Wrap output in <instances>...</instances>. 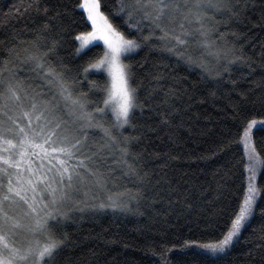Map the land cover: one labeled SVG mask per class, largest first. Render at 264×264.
<instances>
[{"label": "snow or ice", "instance_id": "1", "mask_svg": "<svg viewBox=\"0 0 264 264\" xmlns=\"http://www.w3.org/2000/svg\"><path fill=\"white\" fill-rule=\"evenodd\" d=\"M258 3L264 22V0H121L112 11L109 0H21L9 7L5 19L34 10L29 18L44 22L32 29L33 40H17L21 32L14 31L11 46L0 47V264H99L95 249L75 259L69 254L77 247L69 224L109 211L144 216L150 209L158 216V205H166V219L175 214L170 228L184 221L181 248L198 249L206 264L230 255L242 236L250 245L245 264H256L257 256L264 264V119L256 118L264 114V41L258 45L261 78L231 103L228 132L201 154L184 152L176 134L185 133V144L193 139V121H199L193 107L208 98L215 106L209 78L219 84L234 65H249L242 48L239 55L235 46L221 48L228 34L220 32L217 17L227 18V28ZM69 45L72 62L59 56ZM145 49L199 69L206 95L198 99L195 85L179 87L186 78L173 76L166 64L138 78L148 61L138 64L134 56ZM207 57L216 60L214 70ZM206 119L211 122V114ZM165 139L169 150L156 146L146 158L149 145ZM233 146L238 151L215 168L207 187L175 166L182 156L217 164ZM151 162L156 166L149 169ZM116 188L123 191L114 196ZM177 242L169 248L166 238L146 240L163 264Z\"/></svg>", "mask_w": 264, "mask_h": 264}, {"label": "trees", "instance_id": "2", "mask_svg": "<svg viewBox=\"0 0 264 264\" xmlns=\"http://www.w3.org/2000/svg\"><path fill=\"white\" fill-rule=\"evenodd\" d=\"M20 2L21 0H0V47H3L5 44L11 46L8 42L11 40L14 31L21 32L17 40H33L32 29H40L44 22L40 18L35 22L29 18L30 16H35L34 10L20 18L13 16L5 19L4 14L8 12L9 7L14 3ZM119 2L120 0H109V10H115ZM259 16L260 7L258 3L255 9L249 10L243 16L234 19L227 28L224 27V21L227 18L217 17V20L221 22L220 32L228 34L227 40H221V48L225 44L228 47L235 46L238 50L237 55H239V49L242 48L245 56L251 58L249 60L250 66L234 65L230 79L226 76L219 84L212 83L211 78H209V87L215 88L217 91L215 106H213L212 98H208V103L193 107L192 115H199V121H193L196 128L194 138L188 140L185 144L184 140L187 139L185 133L182 130L176 133L181 137L180 143L183 145L184 152L194 151L196 154H201L211 149L214 146L213 141L219 139V133L228 132L231 117L230 105L238 98L237 94L247 91L252 86L253 81H258L261 78V69L259 68L261 49L258 45L260 41H264V22L260 21ZM81 30H83V26H81ZM88 30H90V25H88ZM232 33L236 35L233 36ZM40 42L41 44L46 43L50 45L51 38H41ZM194 47V45L190 44L189 50H192ZM93 51L97 50L94 49ZM72 54L73 46H63L59 49V56L66 62L73 61ZM197 58H200L199 53H197ZM4 59V57H0V67H5ZM145 59L148 61V67L139 70L138 78L144 76L149 69H152L153 65L166 64L168 71L173 76L186 78V82L181 83L179 87L183 88L195 85L199 87V92L197 93L198 99L201 92L206 95L207 88L204 87V82L201 81L199 69L195 71L186 70L185 67L177 65L175 55L168 56L166 53L161 55L157 52L149 54L148 49L140 51L138 55L134 56V62L138 64L144 63ZM204 62L209 68L215 69L216 60L213 57L205 58ZM253 68L255 69L254 72ZM27 72L28 69H24L21 73V78H24L23 74ZM145 84H147V80H145ZM219 108H223L224 111L218 112L217 109ZM208 114L212 116L211 122L206 119V115ZM256 118L264 119V114ZM185 119H188V117H185ZM173 131L175 132L174 129ZM201 131L207 134L201 136ZM159 135L164 136L165 132L162 131ZM257 142H259L258 138ZM156 146H159L160 151L169 150L166 139L163 143L159 140H154L153 144L148 147L146 158L150 157ZM240 150L242 151V149ZM176 151H179V149ZM237 151L236 147L233 146V149L227 155H221L218 158L217 164L207 166L203 165V163L194 162V157L191 158V162H186L189 158L182 156L181 161L175 166L180 168V165H183V171L198 177L199 183L207 187L208 182L213 180L212 172L215 168L231 161L233 154ZM155 166V162H151L148 168L151 169ZM122 191V188H116L112 194L117 196ZM150 198L151 194H149ZM157 208L160 210V215L158 216L150 209L146 211L144 216L133 214H117L114 216L109 211L106 215L85 219L83 222L75 225L70 223L67 230L74 234L73 239L76 241L77 247L75 249L70 248L69 254L71 255L74 252L73 258L75 259L76 257L87 255L91 250L95 249L100 254L99 264H163L159 260V253L152 255L148 251L146 240L151 239L160 242L166 238L169 248L173 247L174 241H178L175 243V250L170 254L168 264H206L205 257L199 251L181 248L188 234L187 228L181 227L184 221L181 220L179 225L170 228L169 224H175V214L166 219L164 216V211H167L166 205H158ZM249 232L250 228L246 229L244 236H248ZM98 234L102 239L97 238ZM253 240H255V237H253ZM106 241L107 243H105ZM249 246L244 243V237L242 236L240 243L237 244L232 253L223 257L217 264H245L243 253L248 250ZM256 264H259L258 256L256 257Z\"/></svg>", "mask_w": 264, "mask_h": 264}, {"label": "rangeland", "instance_id": "3", "mask_svg": "<svg viewBox=\"0 0 264 264\" xmlns=\"http://www.w3.org/2000/svg\"><path fill=\"white\" fill-rule=\"evenodd\" d=\"M120 2H121V0H120ZM120 2H119V4H120ZM91 27V26H90ZM208 58V57H207ZM194 250H196V251H199L198 249H194Z\"/></svg>", "mask_w": 264, "mask_h": 264}]
</instances>
